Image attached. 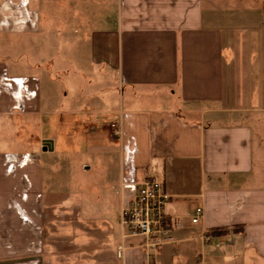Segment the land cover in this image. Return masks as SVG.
<instances>
[{"label": "crops", "instance_id": "0c3cea01", "mask_svg": "<svg viewBox=\"0 0 264 264\" xmlns=\"http://www.w3.org/2000/svg\"><path fill=\"white\" fill-rule=\"evenodd\" d=\"M20 1L0 29L38 31L40 0ZM63 3L75 72L100 81L61 106L0 63V264H264V0ZM148 176L184 219L156 247L120 222Z\"/></svg>", "mask_w": 264, "mask_h": 264}, {"label": "rangeland", "instance_id": "374dc122", "mask_svg": "<svg viewBox=\"0 0 264 264\" xmlns=\"http://www.w3.org/2000/svg\"><path fill=\"white\" fill-rule=\"evenodd\" d=\"M16 1L5 0L4 4L8 8L0 14V20L3 21L5 19L2 17H6V23L10 29L15 28L17 21L24 16L25 12L21 1ZM1 2L3 0H0ZM36 19L38 21L36 32L20 34L10 29H0V63H8L14 70L28 67L37 71L42 78L43 88L59 91L61 106H64L66 105L64 92L68 91L69 95H72L75 90L79 91L81 84L85 81L88 80L90 83L96 80V84L99 78L89 75L85 79L80 72H75L81 66H85L83 62L80 63L78 55L83 51L86 54V49L79 45L77 41L79 36L72 40L67 35L69 33L65 25L69 19L63 0L59 2L40 0ZM116 93H118V87H116ZM76 158L73 167L74 171L79 172L78 168L81 169L82 161L78 156Z\"/></svg>", "mask_w": 264, "mask_h": 264}, {"label": "built area", "instance_id": "2783aa9c", "mask_svg": "<svg viewBox=\"0 0 264 264\" xmlns=\"http://www.w3.org/2000/svg\"><path fill=\"white\" fill-rule=\"evenodd\" d=\"M111 128L115 136L121 135L118 123L112 122ZM170 198L162 180L157 177L148 176L137 183L135 194L121 210L120 222L125 232L144 236L151 247L174 241L168 234L182 227L184 219L166 213ZM203 214V208L197 207L191 217L192 222L198 223Z\"/></svg>", "mask_w": 264, "mask_h": 264}, {"label": "water", "instance_id": "95a60500", "mask_svg": "<svg viewBox=\"0 0 264 264\" xmlns=\"http://www.w3.org/2000/svg\"><path fill=\"white\" fill-rule=\"evenodd\" d=\"M53 140L52 139H45L43 141V150H53Z\"/></svg>", "mask_w": 264, "mask_h": 264}]
</instances>
